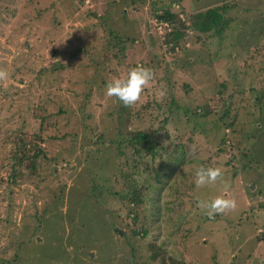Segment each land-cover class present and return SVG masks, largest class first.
<instances>
[{
  "label": "rangeland",
  "instance_id": "rangeland-1",
  "mask_svg": "<svg viewBox=\"0 0 264 264\" xmlns=\"http://www.w3.org/2000/svg\"><path fill=\"white\" fill-rule=\"evenodd\" d=\"M124 1L0 0V63L21 64L4 68H20L10 77L18 82L0 83V264H264V19L242 12L263 13L264 0H181L184 13L173 4L169 12L187 23L196 10L235 3L223 14L231 19L224 36L208 33L202 45L183 30L174 54L159 44L166 26L153 27L151 13L162 11L149 14L161 0L138 13ZM235 23L242 27L231 33ZM95 57L108 59L104 70ZM132 64L155 79L125 107L106 85ZM43 102L58 127H39ZM60 104L64 113L52 115ZM79 109L97 153L71 137L82 127ZM224 110L229 129L218 119ZM21 131L43 140L34 170L9 158V139ZM201 165L222 168L229 190L197 188ZM120 191H134L139 204L121 199L112 214ZM216 196L234 198L237 209L209 219L197 200Z\"/></svg>",
  "mask_w": 264,
  "mask_h": 264
},
{
  "label": "trees",
  "instance_id": "trees-1",
  "mask_svg": "<svg viewBox=\"0 0 264 264\" xmlns=\"http://www.w3.org/2000/svg\"><path fill=\"white\" fill-rule=\"evenodd\" d=\"M83 1L84 0H79V4L82 5ZM147 1L148 0H125L123 7L124 8L129 7L130 10L138 13V12H141L143 5ZM162 3H164L163 0H161L160 3H158L156 5L154 2H152L149 6V14L151 11H162V13H156V12H155V14L151 13V18L156 22L155 26H153V27L157 28V26L160 24H162L164 27L166 26L165 27L166 31L164 32V35L162 37V41L159 44L160 45L164 44L167 47V50L172 54H174V52H177V51H175V50H177V47L181 48L182 45L184 44V41L182 40L183 33L181 32L183 30L192 33V35L194 36V41L197 43L202 42L203 43L202 45L206 44V43H204L205 39L202 40V37L208 33H210L209 36L214 35V36L218 37L221 34H223V36H224V34L226 33V27H228L230 25L231 19H226V18L223 19V14H225L227 11L235 9V3L234 2L233 3L227 2V3H223L219 6H216L215 8H207L204 11L196 10L194 12V14L192 13L190 15H186V22L187 23H184L183 21L178 19V15L175 16L174 14L169 12V7L172 6L173 4H177L179 6L178 9H181L180 12L184 13L185 10L182 9V7H181V0H170L168 3H164L163 5H162ZM162 6H164V8ZM242 12H244V13L251 12V13H253V16L254 15L255 16L256 15L262 16L261 14H263L262 18L264 19V12L262 13L261 9L257 10L256 8H252V9H248V8L246 9L245 8L242 10ZM121 14L124 16V13H121ZM105 18H110V16L104 17V19ZM99 19L101 20V19H103V17H100ZM234 25H237V26H234ZM167 26H169L171 29H167ZM241 27L242 26L239 23H235L230 27L233 29L232 30L229 29V30L231 33H235L237 30H240ZM260 33H261V31H260ZM207 36H206V39H207ZM219 40H220V38H217V43ZM117 41L120 42L119 39ZM160 45H159V47H160ZM210 46H212V44ZM82 47H83V49H81V50H85L84 45ZM91 47H93V46H91ZM88 51L89 52H87V53H86V51H84L83 53L89 59L90 50H88ZM121 52H122V49L120 50V55L113 54V56H112V58L114 59V63L117 66L124 59ZM101 53H102V51H100L95 56H101ZM94 54L95 53H93V55ZM206 54H208V52H206ZM98 58L99 57L94 58L95 62L91 58L92 66H94L96 69L104 70L106 63H109V61H108V59H103L101 57V61H103V62L98 63V62H100V61H98ZM94 63H95V65H94ZM16 64L17 63H13V65H9V66L7 65L6 66V65H2L0 63V68L11 67V69H13V67H19L21 65V64H19V65H16ZM88 66H89V64H88ZM131 67L133 68V67H135V65L132 64ZM111 68H112V66H111ZM126 69L127 70L124 73L123 78L126 77L128 71L130 70L128 67ZM18 70L20 71V68H18ZM18 70L16 69L15 73L10 74V77L12 79L15 78L14 75H17V76L20 75ZM58 70H61V67H59ZM112 71L113 70L110 69L109 73H111ZM12 79H10V80L13 82H18L17 80H12ZM262 106H264V103L262 104ZM63 108L64 107L60 104L56 108V112L53 113L52 115L57 116L56 114H58V115L63 114L64 113ZM45 110H46V102L39 103V105H38V111L39 112L37 111V113H38L37 118L40 120L39 127H43L45 125H46V128H49V127L53 128L54 126L58 127V124H56V123L51 124V123H48L46 121L47 118L44 116V113L46 112ZM204 114L207 115V112H205ZM52 115L47 114L48 117H50ZM227 115H228V111L224 110L221 112L218 119L224 124V126L227 127V129H229L234 125V120H230L228 122L224 121L225 118L227 117ZM88 116L89 115H84L83 112H82V114L80 113V115H79L80 119L79 120H81L83 122L82 127L79 128V130H78V128L73 129L75 134L71 137H74V139L79 138V139L84 140V144H86L87 146H95V153H97L100 150V146L96 142L91 141L92 130L90 129V127L87 124H84V121L88 119ZM44 123H46V124L43 125ZM26 134H27L26 131H21L18 133V135L9 139V141L12 143V145H14L9 149V158L14 161V165L16 164L17 166H23V165L25 166V164H28L29 167L31 168V170H34L35 161L37 159H39V157H44L46 155V153L37 147L38 143L43 141L41 137H39V136L37 137L33 134H30L27 136ZM94 134H95V132H94ZM66 135H68V134H64L63 137L65 138ZM101 136L102 135H98L97 137H101ZM249 138H251V137H249ZM147 139H148V136L146 134H143V133H137V135L134 137V140H136V141H145ZM221 142H225V139H222ZM40 144H42V143H40ZM14 165L11 167V172L14 171V168H15ZM245 167H246L245 164H243L242 169H244ZM48 170L49 169L44 168V169H42V172L48 173ZM48 174H46V175H48ZM15 178H16V174L14 172L10 176V179L14 180ZM38 180H39V182L41 181V179L39 177H38ZM120 192L122 193V191H120ZM132 192L134 193V191H132ZM133 193H130V195H128L125 192L124 194L122 193V195H121L120 193L115 192V194L111 197V199H114V201L111 202V203H113V205L110 207V210H112V214H115V207H117V202L121 199H124L128 205L134 204L135 206H137L139 204V198L137 196H135ZM126 196L128 198H126ZM128 205L125 206V211L127 213H135L132 209H128ZM45 210L46 209H44V211ZM91 211H92V209H91ZM116 216H118V214ZM135 221H136V216L134 215L132 217V223L134 224ZM139 233H142L141 236H144L146 231L140 229ZM131 235L134 236L136 234L132 233ZM184 236H185V233H184Z\"/></svg>",
  "mask_w": 264,
  "mask_h": 264
},
{
  "label": "clouds",
  "instance_id": "clouds-1",
  "mask_svg": "<svg viewBox=\"0 0 264 264\" xmlns=\"http://www.w3.org/2000/svg\"><path fill=\"white\" fill-rule=\"evenodd\" d=\"M9 79L10 73L4 68H0V83ZM154 79L155 72L152 68L137 65L128 71L126 77H115L109 81L106 85V94L109 97H115L123 106L131 107L141 100L145 89ZM159 95L163 98L166 95V90L162 89ZM194 183L200 189L219 184L225 192L230 187L222 168L203 165L196 168ZM196 207L209 219H214L217 215L235 211L238 205L234 198L216 196L211 200L198 199Z\"/></svg>",
  "mask_w": 264,
  "mask_h": 264
}]
</instances>
